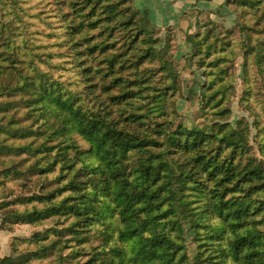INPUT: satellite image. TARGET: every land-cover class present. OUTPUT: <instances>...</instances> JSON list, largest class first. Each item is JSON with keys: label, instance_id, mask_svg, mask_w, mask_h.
<instances>
[{"label": "trees", "instance_id": "obj_1", "mask_svg": "<svg viewBox=\"0 0 264 264\" xmlns=\"http://www.w3.org/2000/svg\"><path fill=\"white\" fill-rule=\"evenodd\" d=\"M224 1L235 25L196 12L182 69L132 0H0L1 227H55L0 264H192L185 232L194 264H264V0ZM239 59L252 125L227 122ZM192 64L198 131L169 125Z\"/></svg>", "mask_w": 264, "mask_h": 264}, {"label": "rangeland", "instance_id": "obj_2", "mask_svg": "<svg viewBox=\"0 0 264 264\" xmlns=\"http://www.w3.org/2000/svg\"><path fill=\"white\" fill-rule=\"evenodd\" d=\"M229 29V28H228ZM191 48L189 49V51ZM179 67L182 69H185V62L182 59L181 55H179ZM242 59H239L237 61V66L235 65V76H236V82L234 83V94L230 99V109H231V116L228 119L227 122H231L232 124L236 122L240 117H245L248 120V123L252 125L253 120L249 117V114L242 111L239 108V102L240 97L242 94V91L244 89V86L242 85V77L243 72L240 67ZM192 71L191 72H182L181 76V84H183V92L180 95L181 97L176 99L175 102V109L179 116V119L175 121L174 123L170 124V127L175 125L177 126L179 123L184 124L186 127L198 131L201 126L207 125V122L202 118V111L199 108V85L204 83V77L201 74V72L197 69V66L195 64H192L191 66ZM197 74L198 79H194L195 73ZM192 83H195V86H192ZM193 87V88H192ZM188 93V94H187ZM190 93L193 94V98H190ZM256 93H262L264 94V85L258 84L257 89L253 91L252 96L255 94V97H259ZM186 96L188 99H193V102H190L186 99ZM264 98V97H263ZM252 134L256 135V131L254 128H251ZM31 187H27L24 190L23 196L29 195ZM4 196V192L0 189V203L1 199ZM7 202H10L13 200L11 197H5ZM36 203H31L27 207L34 209L36 208ZM3 213V212H2ZM4 216L2 215V218ZM4 220V219H3ZM53 229H55L54 226L48 224V226L43 227H37L29 224H18L14 226H8V227H1L0 226V260L4 258H11V259H17L22 254L18 255L15 254L12 251V245L16 243L17 241H23L26 239H30L31 236L35 233H38L42 236H46V240H50L54 237ZM185 231H187V227L184 228ZM186 241H187V249L190 257V261L192 264H194V259L196 257V251L194 245L190 242L191 234L189 232H185ZM51 259L53 258H44L40 260H36L32 262L31 264H51Z\"/></svg>", "mask_w": 264, "mask_h": 264}, {"label": "crops", "instance_id": "obj_3", "mask_svg": "<svg viewBox=\"0 0 264 264\" xmlns=\"http://www.w3.org/2000/svg\"><path fill=\"white\" fill-rule=\"evenodd\" d=\"M132 2L134 8L154 27L163 31L167 27L176 30L178 57L181 55L182 59L190 49L185 43V35L194 31L191 25L195 21L196 12L206 13L219 29L231 28L236 21L235 14L227 8L224 0H132ZM194 75L193 78L198 79L197 74Z\"/></svg>", "mask_w": 264, "mask_h": 264}, {"label": "built area", "instance_id": "obj_4", "mask_svg": "<svg viewBox=\"0 0 264 264\" xmlns=\"http://www.w3.org/2000/svg\"><path fill=\"white\" fill-rule=\"evenodd\" d=\"M3 218H2V214L0 213V226L2 224Z\"/></svg>", "mask_w": 264, "mask_h": 264}]
</instances>
